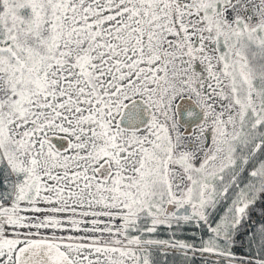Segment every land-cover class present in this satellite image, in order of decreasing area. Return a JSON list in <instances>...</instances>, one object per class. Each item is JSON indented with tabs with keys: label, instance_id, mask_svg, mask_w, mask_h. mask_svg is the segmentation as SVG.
Wrapping results in <instances>:
<instances>
[{
	"label": "snow or ice",
	"instance_id": "1",
	"mask_svg": "<svg viewBox=\"0 0 264 264\" xmlns=\"http://www.w3.org/2000/svg\"><path fill=\"white\" fill-rule=\"evenodd\" d=\"M0 264H264V0H0Z\"/></svg>",
	"mask_w": 264,
	"mask_h": 264
}]
</instances>
